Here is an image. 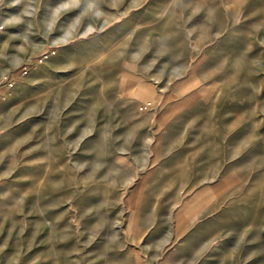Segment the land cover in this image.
<instances>
[{
    "label": "rangeland",
    "instance_id": "rangeland-1",
    "mask_svg": "<svg viewBox=\"0 0 264 264\" xmlns=\"http://www.w3.org/2000/svg\"><path fill=\"white\" fill-rule=\"evenodd\" d=\"M27 62L0 264H264V0H0Z\"/></svg>",
    "mask_w": 264,
    "mask_h": 264
},
{
    "label": "built area",
    "instance_id": "built-area-1",
    "mask_svg": "<svg viewBox=\"0 0 264 264\" xmlns=\"http://www.w3.org/2000/svg\"><path fill=\"white\" fill-rule=\"evenodd\" d=\"M53 53H55V50H49L43 52L39 58L38 62H42L48 57H50ZM35 67L34 62H27L20 68L19 72L15 76H3L0 78V102L7 100L10 95L12 94L13 88L16 84V82L19 79L24 78L26 75L30 74L32 69ZM150 102H146L141 108L147 107Z\"/></svg>",
    "mask_w": 264,
    "mask_h": 264
}]
</instances>
